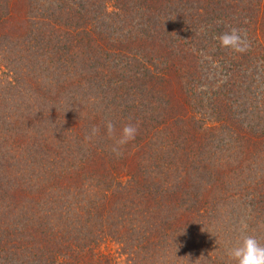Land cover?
Wrapping results in <instances>:
<instances>
[{
  "label": "trees",
  "instance_id": "1",
  "mask_svg": "<svg viewBox=\"0 0 264 264\" xmlns=\"http://www.w3.org/2000/svg\"><path fill=\"white\" fill-rule=\"evenodd\" d=\"M243 235L264 245V0H0V264H235Z\"/></svg>",
  "mask_w": 264,
  "mask_h": 264
},
{
  "label": "clouds",
  "instance_id": "2",
  "mask_svg": "<svg viewBox=\"0 0 264 264\" xmlns=\"http://www.w3.org/2000/svg\"><path fill=\"white\" fill-rule=\"evenodd\" d=\"M219 43L222 48L230 49L236 53H246L250 48V43L246 35L239 28L233 27L230 31L219 36ZM107 133L110 138L115 137V125L109 121L106 124ZM99 132L98 128H93L91 134L86 137L91 140ZM138 129L135 125L126 124L118 139H115V146L112 151L117 155H122L120 149L129 142L135 140ZM246 227V226H245ZM230 262L235 264H264V245L260 243L254 235H243L237 243L227 250Z\"/></svg>",
  "mask_w": 264,
  "mask_h": 264
}]
</instances>
